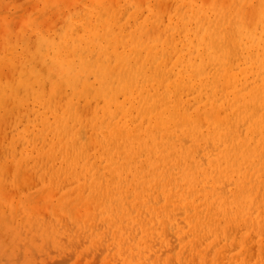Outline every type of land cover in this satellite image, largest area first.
I'll use <instances>...</instances> for the list:
<instances>
[{
    "label": "bare ground",
    "instance_id": "obj_1",
    "mask_svg": "<svg viewBox=\"0 0 264 264\" xmlns=\"http://www.w3.org/2000/svg\"><path fill=\"white\" fill-rule=\"evenodd\" d=\"M7 4L4 203L126 264H264V0Z\"/></svg>",
    "mask_w": 264,
    "mask_h": 264
},
{
    "label": "rangeland",
    "instance_id": "obj_2",
    "mask_svg": "<svg viewBox=\"0 0 264 264\" xmlns=\"http://www.w3.org/2000/svg\"><path fill=\"white\" fill-rule=\"evenodd\" d=\"M10 1L13 0H4L1 3L0 9L3 7V12L7 9L11 10L7 8L9 4L5 5ZM17 1L21 3L24 0H16V3ZM0 180L8 181L6 177ZM0 196L2 197H0V264H45L48 261L52 264L51 260L60 258L62 263L58 261L54 263L66 264L64 261H67V264H80L81 260V264H126L125 256L107 240H105L107 245L105 243L95 244L90 242L87 237L82 238L78 234L71 233L72 235L62 236L60 240L53 243L49 234L31 230L21 211L11 208V205L7 204L9 200L4 203V196ZM7 232L8 234H6ZM71 255L72 258L69 259ZM172 262L176 263V260H172Z\"/></svg>",
    "mask_w": 264,
    "mask_h": 264
}]
</instances>
